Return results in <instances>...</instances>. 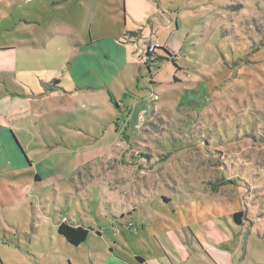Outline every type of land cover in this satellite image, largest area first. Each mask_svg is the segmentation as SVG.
I'll use <instances>...</instances> for the list:
<instances>
[{"label": "rangeland", "instance_id": "rangeland-1", "mask_svg": "<svg viewBox=\"0 0 264 264\" xmlns=\"http://www.w3.org/2000/svg\"><path fill=\"white\" fill-rule=\"evenodd\" d=\"M110 12L101 0H0V34L15 19H38L47 77L65 79L66 58L94 45L90 25ZM157 13L149 19L170 53L127 66L112 84L119 104L107 93L69 100L77 133L33 141L38 153L63 138L85 150L80 170L55 190L25 171L0 173V264H137L135 255L168 249L150 234L167 222L188 224L185 241L200 249L206 231L228 232L223 247L242 242L244 264L264 263V0H162ZM171 18L178 27L168 28ZM14 39L6 32L0 42ZM240 212L262 241L237 236ZM64 222L87 229V241L70 245L58 232ZM203 259L212 261L203 251L192 261Z\"/></svg>", "mask_w": 264, "mask_h": 264}, {"label": "crops", "instance_id": "crops-1", "mask_svg": "<svg viewBox=\"0 0 264 264\" xmlns=\"http://www.w3.org/2000/svg\"><path fill=\"white\" fill-rule=\"evenodd\" d=\"M101 1H106L113 7V12H110L113 16L107 15L105 22L99 21L90 25L89 42L94 45L90 47L84 43L75 51V55L66 58L72 60L73 64L69 65L65 72V79L50 81L47 77L48 56L43 48L46 40H36L32 33V30L40 25L38 19L22 17L19 22L15 19L13 32L6 26L0 34V37L6 32L15 35L14 40L0 42V173L14 169L25 171L29 180L34 176L35 182L48 180L54 190L68 182L69 177L80 170L83 163L82 153L86 151L68 143L70 141L65 142L63 138V145L57 144V147L51 148L49 152L38 153L32 149L33 141L38 140L40 136L47 138L48 133L52 138L56 132L67 135L72 131L77 133L71 122L74 115L67 104L76 96L86 95L93 101L105 97L107 101V93L118 103L115 99V89H112L113 82L120 73L125 72L127 66L137 67L143 63L146 65L147 44L151 41L159 43L157 21L153 16L158 14L162 0ZM152 13L153 16L149 19ZM100 14L97 13V17H100ZM148 20L150 23L146 24ZM173 21L178 27L180 18H171L172 23L168 28L172 27ZM65 31L67 28L64 27L63 32ZM23 34L29 39L18 43V39L24 37ZM47 34L44 33L43 38ZM41 47L42 51L38 52ZM165 48L168 50L166 46ZM158 55L163 57L160 52ZM47 86L51 87L50 91H47ZM14 138L23 146L28 160L23 157ZM242 220L243 217L240 223L235 221L236 225H233L242 229L237 231V236H241L240 239L245 240L247 245L254 237L262 241L263 235L258 231L248 233ZM159 225V231L150 234H153L156 242H159V238H166L168 249L161 247V252L156 257L151 255V252L150 255H135L138 256L137 264L246 263L248 251H242V242L236 249L222 246L223 242L231 240L228 232H215L212 229L209 234V231H206L202 234L201 241L204 243L200 245V249L194 242L187 245L190 243L185 241V238H188L186 232L192 231L185 230L190 227L188 224L181 225V230L177 224L175 226L169 222ZM197 242L199 243L198 240ZM200 251L212 261L207 263V260L203 259L202 263L193 262L192 259L199 255ZM248 264L264 263L251 260Z\"/></svg>", "mask_w": 264, "mask_h": 264}, {"label": "trees", "instance_id": "trees-1", "mask_svg": "<svg viewBox=\"0 0 264 264\" xmlns=\"http://www.w3.org/2000/svg\"><path fill=\"white\" fill-rule=\"evenodd\" d=\"M165 51L166 53H170L165 47L160 48L158 51ZM159 58H162L161 56ZM147 65V64H146ZM47 91H50L51 87L47 86ZM112 97V96H111ZM115 103L114 98L112 99ZM117 104V103H115ZM243 214L236 213L234 215V220L237 223H240ZM59 235L62 236L70 245L73 246H80L81 244L85 243L89 237V231L81 226H71L70 224L64 222L58 227Z\"/></svg>", "mask_w": 264, "mask_h": 264}, {"label": "built area", "instance_id": "built-area-1", "mask_svg": "<svg viewBox=\"0 0 264 264\" xmlns=\"http://www.w3.org/2000/svg\"><path fill=\"white\" fill-rule=\"evenodd\" d=\"M163 48L159 43L157 42H149V44H147L146 46V58H145V62L146 64H152L154 63L157 58H159L158 53H159V49Z\"/></svg>", "mask_w": 264, "mask_h": 264}, {"label": "flooded vegetation", "instance_id": "flooded-vegetation-1", "mask_svg": "<svg viewBox=\"0 0 264 264\" xmlns=\"http://www.w3.org/2000/svg\"><path fill=\"white\" fill-rule=\"evenodd\" d=\"M159 56V55H158ZM160 57V56H159Z\"/></svg>", "mask_w": 264, "mask_h": 264}]
</instances>
